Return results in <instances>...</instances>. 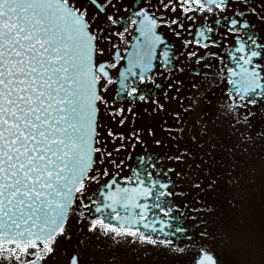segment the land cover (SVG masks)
Returning <instances> with one entry per match:
<instances>
[{
    "label": "snow or ice",
    "instance_id": "6c2138e0",
    "mask_svg": "<svg viewBox=\"0 0 264 264\" xmlns=\"http://www.w3.org/2000/svg\"><path fill=\"white\" fill-rule=\"evenodd\" d=\"M212 82L249 130L264 0H0V264H47L73 220L184 253L182 209L216 185L187 119ZM194 264L218 260L200 247Z\"/></svg>",
    "mask_w": 264,
    "mask_h": 264
},
{
    "label": "flooded vegetation",
    "instance_id": "af4514ba",
    "mask_svg": "<svg viewBox=\"0 0 264 264\" xmlns=\"http://www.w3.org/2000/svg\"><path fill=\"white\" fill-rule=\"evenodd\" d=\"M213 84L201 87L200 93L205 98L187 118L189 122L194 119L200 121L195 126V133L201 137L203 148L197 146L193 151L203 158L207 174L216 179V185L207 195L201 193L196 196L193 193L194 199L187 201L191 209H200L199 212L182 209L184 216L180 217L179 223L187 232L170 238L185 252L176 253L171 248L140 244L131 239L115 243L99 233H87L75 220L70 222L72 241H67L66 245L82 252L89 250L92 257V254H101L110 243L123 258H115L112 264H190V261L194 264L200 247H207L216 256L218 264H245L246 261L262 264L264 224L260 221V209L264 206V198H261L264 189L261 180L264 177V138L258 133L264 130V105L252 108L255 115L250 117L251 128L246 131L221 109L223 94ZM181 92L185 97L192 92L187 77ZM246 196H253V202L248 203ZM246 207L253 214L248 216L249 224H241L239 217ZM176 215L179 216V213ZM205 230L208 235L201 238L200 232ZM76 251L70 253L68 260L78 254L81 264V253Z\"/></svg>",
    "mask_w": 264,
    "mask_h": 264
},
{
    "label": "rangeland",
    "instance_id": "374dc122",
    "mask_svg": "<svg viewBox=\"0 0 264 264\" xmlns=\"http://www.w3.org/2000/svg\"><path fill=\"white\" fill-rule=\"evenodd\" d=\"M264 173V164L262 165V174ZM262 187H264V177H262ZM261 198H264V189L261 192ZM254 197L253 196H246V201L248 203H252L253 202ZM264 204V203H263ZM245 211H243V215L240 216V222H242L241 224H249V219L248 216L252 215L253 213H249V209L246 207L244 209ZM260 221L261 224H264V206L262 205L261 209H260ZM75 228V227H74ZM77 228V226H76ZM77 238V236H76ZM67 240L64 238H61V240L59 241V243L57 244V251L55 253V255L47 262V264H67L68 262V257L70 255V253L74 250H78L76 252H80L81 253V264H112V262L114 261L115 258L120 257L119 255L120 252L118 249H114L113 245L108 243V247L106 249L102 250V253H98V255L96 254H91L89 255V250L86 251H81L80 249H72V246L70 245H66ZM190 250V249H189ZM237 251V250H235ZM126 257V256H125ZM123 259V258H122ZM264 263V261H262V264ZM191 264V261H190ZM245 264H256V262L254 261H246Z\"/></svg>",
    "mask_w": 264,
    "mask_h": 264
}]
</instances>
